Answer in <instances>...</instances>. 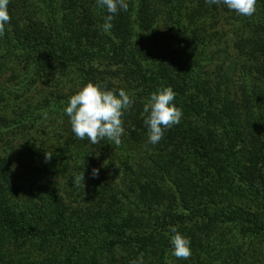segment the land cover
Returning a JSON list of instances; mask_svg holds the SVG:
<instances>
[{
	"label": "trees",
	"instance_id": "trees-1",
	"mask_svg": "<svg viewBox=\"0 0 264 264\" xmlns=\"http://www.w3.org/2000/svg\"><path fill=\"white\" fill-rule=\"evenodd\" d=\"M125 2L128 4V10H119L112 20L114 31L111 35H117L108 37L106 32L102 34L99 27L109 13L106 8L98 7L96 0H9L7 8L11 20L6 25L4 35L0 37V86H2L0 103L10 99L19 101L33 89H37V94L35 104L28 102L21 107L22 111L19 109L21 112L16 110L17 114L3 108L4 115H0V142L3 144L4 141L1 138L2 133L13 136L15 132L38 133L39 130L38 134L44 137L47 129H50L48 132H55L63 121L67 122L64 109L69 98L75 94L70 92L63 95L58 90L67 85V82L75 83L77 87L84 86L83 82H88L101 85L107 90L103 82L106 81L105 75L112 73L110 68L114 65L123 66L127 63L130 69L139 72V82L144 85H141L142 89L147 87L144 89L145 98L158 89L170 87L161 84L164 80L158 77L157 73L163 69L162 61L170 60L172 52L169 43H172L174 35L169 32L161 35L160 26L156 25L155 18L158 15H164L166 21L175 18L176 29L179 30L176 32L181 35L177 41L180 55L176 60L178 63L176 68L170 64L175 70V72L170 70V73L177 79L172 78L168 82H171V88L176 93L173 103L182 109L183 116L179 124L165 130L161 143H158L163 145V151L169 146L168 142L174 143L173 146L176 148L182 146L185 154L189 151V154L184 155V159L189 155L198 161L194 163L195 168L189 170L200 185L191 191L192 196L187 199V204H190L189 211L190 209L192 211L188 215L184 213L168 215L165 217L168 220L163 223L162 219L159 227L165 228L170 221L180 225L193 224L192 220L204 222L206 225L218 222L223 226L244 227L242 229L244 238L247 236L256 241L264 240V0H257L256 12L250 17L238 15L223 3L208 4L205 0H125ZM220 8L224 12L223 15H227L225 22L232 28L233 45L241 57L237 61L229 62L227 65L229 68L219 75L218 80L215 74L213 75L215 79L212 76L201 79L195 73L205 66V62L203 64L202 60L198 59L197 39L192 36L187 20L193 26L196 17L207 14L219 17ZM232 21H237V25L235 22L231 24ZM168 28L166 26V29ZM172 28L170 27L171 30ZM240 28L247 30L248 36L244 38L245 40L243 37H236L240 33ZM158 35L163 41L162 45L151 47V44H156ZM215 36L217 38L209 37L203 46H207L210 41L219 44L223 33ZM134 38L139 39L138 43L131 42ZM142 41L146 47L142 46ZM128 45L132 49L127 50ZM156 47L160 49L153 52ZM220 51L216 49L215 54ZM239 68L248 72L249 76L262 80L263 83L260 85L249 83L250 88L247 90L235 89L232 78ZM6 69L11 70L8 76ZM165 70L168 71L167 66ZM170 73L165 76L169 77ZM123 123L126 121L123 120ZM142 124L143 122L137 119L128 123L125 129L128 136L121 137L122 143L119 146L107 139L105 144L123 150L129 158L134 146H137L142 136L148 132L147 127ZM248 127L249 131L255 130L260 138L250 133L248 139ZM141 129L146 131L142 134ZM72 138L70 136L68 140L74 142ZM81 141L90 142L87 138ZM69 144L72 143H63V147ZM30 153L37 159L47 161L45 154L38 152L37 149L28 151V154ZM47 153L57 154L54 149L47 150ZM126 163L127 160L123 164L125 173L130 175L128 172L130 171L136 174L137 171ZM8 165L7 158L0 156V249L6 239L14 238L17 234H24V238L27 239L40 238L43 243L57 228V235H60L58 239L62 241L75 239L74 251H77L85 235L94 233L95 236L97 234L114 236L124 245L136 247L139 250L138 260L140 253L143 254V264H152L153 257L150 254L155 246V238L158 237L154 230L148 225L143 231L147 234L142 237L136 231L131 236H126L123 228L132 229L129 228L133 225L129 221L130 218L122 219L121 225L117 228L120 223L115 221L117 215L111 211L110 214L109 212L102 214L98 209L85 227L67 220L69 223L66 227L70 230L68 235V229L62 223L65 220V213H62L66 212L65 205L61 197L50 189L52 187L48 180L52 179L48 177L35 187L40 199L38 208L43 207V210L52 208L62 212L54 215L52 225L46 227L48 232L39 228L37 233L41 236L37 235L33 228L34 222L26 217L27 213H30L28 212L30 207L24 205L17 207L13 204V197L22 190L23 183H20L21 177H17ZM210 169L213 174L210 173ZM69 172L70 166L64 164L59 171L50 170L45 175H59L64 178ZM149 173L144 172L146 175ZM72 174L71 171L66 177L74 180L76 176ZM103 180L99 179V184ZM234 181L242 186L233 187L230 182ZM242 188L246 189L244 199H240ZM153 190L155 192L157 189ZM149 193L150 191L146 190L144 194L150 195ZM99 200L102 202L101 205L109 210L108 204L118 201V196L114 191L107 198L105 196ZM196 202V205H202L200 209L194 208ZM232 233L234 232L227 230L223 236L229 239ZM108 245L113 247L112 242ZM202 247L203 242L196 239L194 247H191V255L195 258L191 256L187 260L177 258L174 260L181 261L182 264H213L208 258L199 259L198 251ZM109 249L111 248L106 247V250ZM233 253L236 258L231 259L228 264H238L240 261L237 258L240 257L247 258L243 252V244L235 246ZM90 257L92 263L100 264L95 252L92 251ZM259 261L260 258L253 254L252 262L259 264ZM9 263L21 264L19 260H11L6 264ZM112 263L113 261H105L104 264Z\"/></svg>",
	"mask_w": 264,
	"mask_h": 264
},
{
	"label": "rangeland",
	"instance_id": "rangeland-1",
	"mask_svg": "<svg viewBox=\"0 0 264 264\" xmlns=\"http://www.w3.org/2000/svg\"><path fill=\"white\" fill-rule=\"evenodd\" d=\"M219 11V17L210 14L196 17L193 26L187 20V25H189L190 32L193 34L192 36L197 39L198 59L202 60L203 64L205 62V66L196 70L197 72L195 73L201 79L211 76L214 78L213 75L215 74L218 80L220 78L219 75L229 68L227 67L229 62L237 61L241 57L233 45L232 28L225 22L227 15H223L222 8ZM211 17L215 18L212 19ZM174 21L175 18H171V21H166L164 15H158L155 18L156 25L159 24L160 26L159 33H162L161 35L167 32L174 35L171 39L172 43H169L170 51L172 52L170 60H163L166 61L161 63L163 69L157 73L158 77L164 80L161 84L170 87L171 82L168 81H171L170 79L172 78L177 79L175 75L170 73V70H173L170 64L172 63V65H175L174 68H176V64H178L176 60L180 55L177 41L180 40L179 36L181 35L176 32L179 30L176 29ZM233 22L237 25V21H232L231 24ZM166 26L169 28L166 29ZM170 27H173L172 30ZM99 29L102 30V27L100 26ZM113 29L114 26L110 31L106 32L108 37L114 31ZM239 31L242 34L238 33L236 37H243L244 39L248 36L247 30L240 28ZM101 32L102 34L105 33L103 30ZM220 32L223 33V38L219 44L210 41L207 46H203L209 40V37L217 38L215 34L218 35ZM116 35L111 36L116 37ZM189 36L191 37V35ZM159 38L160 35L157 36L156 44H151L150 46L162 45L163 41ZM138 41V38H134L131 42L138 43ZM142 46L146 47L143 41ZM126 49L132 48L128 45ZM159 49L160 47H156L153 52ZM216 49L221 51L215 54ZM254 65L252 64V66ZM165 66L168 67V71L165 70ZM6 70L8 76L11 70ZM110 70L112 73L106 72L108 73L105 75L106 81L103 82L107 90L115 91L118 94V91L123 89L133 100L131 108L126 110L122 117L126 121V123H123L124 134L122 137L127 138L128 133L125 129L128 123H131L134 119L139 120L141 123L143 122L142 125L146 127L144 120L148 114L143 109L150 96L145 98L144 89L146 90L147 87L145 86L142 89L141 85L143 84L138 79L139 72L130 69L127 63L123 66L120 64L114 65ZM173 71L175 72V70ZM168 72L170 73L169 77L165 76ZM116 73L117 75H115ZM113 75L115 76L112 77ZM232 81L235 89L239 90L250 88L249 83L255 85L263 83L262 80L249 76L248 72L240 70V68L233 75ZM87 83L83 82L84 86ZM84 86L77 87L75 83L70 84V82H67V85L61 87L58 92L63 95L70 92L76 94L79 91L78 89H82ZM190 88L191 86L189 90H191ZM1 89L2 86H0ZM36 94L37 89H33L28 91L19 101L10 99L0 103V115H4V107L10 113L17 114V111L19 109L22 111L23 106L27 105L28 102L31 101L32 105L35 104ZM21 111L19 110L18 112ZM65 119L67 122L63 121L59 126L60 128L55 132H48L50 129H47V134L44 137L38 134L40 133L39 130H37L38 133L33 131L28 132L29 134L27 132H15L13 136H6L5 133L1 135L4 141L3 144L0 142V156L7 158L9 161L8 168L17 174V177H21L20 183H23L22 190L13 197V204L17 207L22 205L30 207L28 211L30 213H27L26 217L34 222L33 228L36 230L37 235L41 236L37 233L39 228L48 232L49 230L46 227H49L50 224L52 225L51 220L55 219L54 215L57 212H62L52 208L49 210H43V207L38 208L40 199L35 187H38L44 182V178L48 177V179H52L48 180L52 187L50 189L61 197L65 205L66 212H62L65 213V220L62 221L65 227L66 225L68 226L69 222H76L78 225L85 227L91 218L96 215L98 209L102 214H107V212L110 214V211L116 214L117 219L115 221L120 223L117 228L121 225L122 219L130 218L129 221L133 225L129 226V228L132 229L123 228L126 236H131L136 231L142 237L147 234V232L143 231L149 225V228H152L155 235L158 236L155 238V246L152 254H150L153 257L152 264H182L181 261H175L176 257L171 254V236L173 233L170 232V226H176L177 231L179 233L182 232L181 235L187 236L186 238L190 240L191 247H194L196 239H200L203 242L202 249L198 251L200 252L199 259L208 258L213 264H228L231 259L236 258L233 252L235 251V246L240 243L241 245L243 244V252L247 258H237L240 261L238 264H254L252 262L253 254L260 258L259 264H264V240L256 241L247 236L244 238L242 236L244 227L235 225L223 226L218 222L206 225L204 222L192 220L191 223L193 224L186 225L170 221L166 227L164 226L165 228L160 229L159 226L162 219H164L163 223L168 220L165 218L166 216L183 213L188 215L192 211L191 209L189 211L188 207L190 204H187V199L191 198V191L195 190L200 183L195 181L193 173L189 170V168L194 169V163L198 161L189 155L184 159V155L189 154V151L185 154L182 146L176 148L172 142H168L170 143L169 146L163 151L161 142L155 145L150 144L148 142V132L141 129L140 132L142 134L145 131L146 133L142 136L139 144L134 146L128 158L123 150L112 147V145H106L105 139L98 144L83 143L78 140L71 130L70 118L67 116ZM57 131H60V133H57ZM250 133L260 138L255 130L249 131L248 127V139ZM70 136L73 137L74 142H70V139L68 140ZM63 143L72 144L64 148ZM36 149L42 154H45L49 149H54L57 154L52 155L49 160L45 161L42 158L37 159L32 153L28 154V151ZM58 153L61 154L58 155ZM78 153L80 155L77 156ZM126 160L128 161L126 164L137 171L136 174L130 171H128L130 175L125 173L126 170H124L123 164ZM74 162H76L77 166ZM64 164L70 166V172H73L72 175L76 176L82 172L84 173L83 188L75 183V179L70 180L69 177H66L70 172L64 178L59 175H45L50 170L59 171ZM93 169L98 170V175H92ZM145 171L150 173L146 175L144 174ZM209 171L213 174L211 169ZM99 179H104L101 184H99ZM230 184L233 187L242 186L236 181L230 182ZM143 188H146L144 189L145 191ZM153 188L157 190L154 192ZM146 190L150 191V195L144 194ZM114 191L118 196V201L115 200L109 203L108 210L101 205L102 202L99 199L105 196L107 198ZM152 192L154 194H151ZM240 195H242L240 199H244L246 196L245 188L240 190ZM202 199L204 198L202 197ZM196 204L197 202L194 205L195 209L202 207V205ZM66 228L68 229L67 234L70 235L69 227ZM227 230L234 232L229 235V239L223 236V233ZM57 234L58 230L56 228L50 238L43 243L40 238H24V234H17L14 238L6 239L0 249V264H6L11 260H19L21 264H94L90 261L92 251L97 254L100 264H104L105 261H113L112 264H131L132 261L138 260L139 257V250L136 247L126 246L122 241L116 240L114 236L109 237L99 234L95 236L94 233L85 235L78 249L76 247L77 251H74L73 246H76L75 239L62 241L57 238L60 236ZM110 242L113 243V247L108 245ZM106 247L111 249L106 250ZM191 256L195 258L194 255Z\"/></svg>",
	"mask_w": 264,
	"mask_h": 264
},
{
	"label": "clouds",
	"instance_id": "clouds-1",
	"mask_svg": "<svg viewBox=\"0 0 264 264\" xmlns=\"http://www.w3.org/2000/svg\"><path fill=\"white\" fill-rule=\"evenodd\" d=\"M97 6L106 8L107 15L102 24V30L107 32L113 27L112 20L119 11H127L128 4L125 0H96ZM208 4L223 3L229 10L238 15L250 17L256 12L257 0H205ZM9 0H0V37L5 33L6 25L11 17L8 13ZM176 93L171 87L158 89L150 94L144 105L143 111L147 113L144 124L148 129V142L157 144L163 137L165 130L180 123L183 112L173 102ZM133 100L125 90L120 89L118 94L112 90H105L101 85L87 83L76 94L69 98L65 114L70 118L71 130L75 136L84 140L87 138L92 144H98L107 139L116 146L122 143L124 134L123 115L131 108ZM51 153H45V159L51 158ZM92 175H98V170L93 169ZM84 173L75 177V183L84 187ZM172 255L177 259L187 260L191 257L190 240L177 231L176 226H170ZM132 264H143V254L139 260Z\"/></svg>",
	"mask_w": 264,
	"mask_h": 264
}]
</instances>
